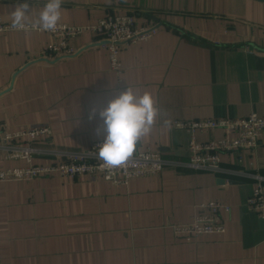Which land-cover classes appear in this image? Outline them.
Returning a JSON list of instances; mask_svg holds the SVG:
<instances>
[{
    "label": "crops",
    "instance_id": "crops-1",
    "mask_svg": "<svg viewBox=\"0 0 264 264\" xmlns=\"http://www.w3.org/2000/svg\"><path fill=\"white\" fill-rule=\"evenodd\" d=\"M26 22L38 20L45 0H0L11 25L18 4ZM108 14H129L154 29L145 41L120 49V82L92 35L74 41L78 53L39 59L51 37L36 30L0 33V129L46 125L45 150L84 151L101 141L90 118L128 88L149 92L157 115L135 149H157L165 163L157 177L112 185L85 176L56 175L0 183V264H264V222L244 202L261 178L264 134L256 149L220 155V170H192L189 133L177 121L264 117V4L252 0H61L58 24L89 26ZM221 130L194 133L196 142ZM34 164L49 163L35 158ZM0 151V170L21 167ZM217 202L225 231L189 242L172 226L191 223Z\"/></svg>",
    "mask_w": 264,
    "mask_h": 264
},
{
    "label": "built area",
    "instance_id": "built-area-1",
    "mask_svg": "<svg viewBox=\"0 0 264 264\" xmlns=\"http://www.w3.org/2000/svg\"><path fill=\"white\" fill-rule=\"evenodd\" d=\"M15 30L11 25L0 19V33ZM154 29L136 27L133 17L129 14H108L89 26H68L58 24L55 31H43L51 37L50 43L41 49L39 59L58 61L70 58L78 53L74 41L84 33L92 35V46L105 49L108 55L110 70L115 73L120 82L122 72L118 62V53L126 45L145 41L153 35ZM176 129L189 133L188 160L185 166L192 170H208L217 173L220 170V155L234 153L237 162L241 163L244 151L253 152L258 146L259 138L264 134V117L250 114L245 118L219 117L193 121H177ZM210 130H221L223 137L208 142L198 143L194 133ZM51 136L50 128L46 125H32L15 131L0 129V151L5 159L21 161V167L0 170V183L24 181L29 182L41 177L56 175L60 178H75L85 176L92 181H105L112 185H127L134 179L157 177L165 165L159 150L134 149L132 157L123 165L109 170L103 166L97 156V149L101 141L91 143L84 151H56L45 150L37 146V140L47 141ZM35 158L48 159L49 163L34 164ZM19 172L20 175H16ZM256 182L250 195L244 202L248 213L258 216L264 222V187L261 178ZM208 211L194 218L189 224L172 226V233L189 242L201 236L224 233L225 228L220 220V211H228L227 207L217 202H208L199 206Z\"/></svg>",
    "mask_w": 264,
    "mask_h": 264
},
{
    "label": "clouds",
    "instance_id": "clouds-1",
    "mask_svg": "<svg viewBox=\"0 0 264 264\" xmlns=\"http://www.w3.org/2000/svg\"><path fill=\"white\" fill-rule=\"evenodd\" d=\"M29 5L18 4L11 13V28L15 30L55 31L60 19L61 0H45L38 20L26 22ZM157 115L154 100L149 92L136 94L128 88L110 99L99 111L95 109L90 118H99L101 126L97 135H102L97 156L109 170L123 165L134 153L141 139L150 133ZM16 175H20L19 172Z\"/></svg>",
    "mask_w": 264,
    "mask_h": 264
},
{
    "label": "water",
    "instance_id": "water-1",
    "mask_svg": "<svg viewBox=\"0 0 264 264\" xmlns=\"http://www.w3.org/2000/svg\"><path fill=\"white\" fill-rule=\"evenodd\" d=\"M264 4V0H252Z\"/></svg>",
    "mask_w": 264,
    "mask_h": 264
}]
</instances>
